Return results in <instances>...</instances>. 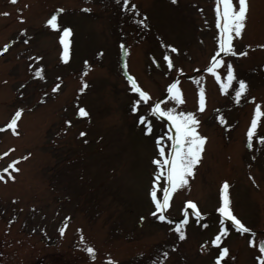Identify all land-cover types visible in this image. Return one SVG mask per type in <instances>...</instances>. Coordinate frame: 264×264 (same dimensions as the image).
Masks as SVG:
<instances>
[{
  "label": "rangeland",
  "instance_id": "rangeland-1",
  "mask_svg": "<svg viewBox=\"0 0 264 264\" xmlns=\"http://www.w3.org/2000/svg\"><path fill=\"white\" fill-rule=\"evenodd\" d=\"M248 5L245 27L232 34L235 52L246 54L226 55L215 0H128L127 7L123 0H0V49L15 42L0 56V169L12 161L19 169L0 181V264H264V0ZM53 14L55 29L46 23ZM213 56L219 63L208 72ZM240 80L247 87L237 101ZM174 82L183 103L167 91ZM157 102L193 113L195 131L207 138L188 183L159 212L150 196L153 160L161 159L158 137L165 157L171 150L165 134L174 128L150 111ZM257 105L262 115L249 147ZM81 107L87 115H78ZM18 110L13 131L6 126ZM225 181L233 215L251 232L217 211ZM165 185L162 176L158 199Z\"/></svg>",
  "mask_w": 264,
  "mask_h": 264
},
{
  "label": "snow or ice",
  "instance_id": "snow-or-ice-1",
  "mask_svg": "<svg viewBox=\"0 0 264 264\" xmlns=\"http://www.w3.org/2000/svg\"><path fill=\"white\" fill-rule=\"evenodd\" d=\"M13 3L16 0H12ZM125 7L128 5V0H123ZM238 5V6H237ZM132 8H135V5H132ZM248 0H236V5H234L233 0H215V15H216V26L219 29L218 35V45L222 52L227 54H234V55H245L246 53H236L232 43V34L234 33L237 37L240 36L241 30L245 27V21L247 19L248 13ZM85 11H90V9H84ZM60 11H63L61 9ZM7 13H5L6 15ZM23 19V17H21ZM48 25H51L52 28H57V16L53 14L50 19L46 21ZM143 24V21H140ZM146 26V25H145ZM71 30L67 27L63 29V35H61L60 40L61 43L64 45V55L63 58L67 59L68 53V43L65 40V37L70 35ZM171 47V46H168ZM264 47V45H262ZM176 51V49H173ZM164 60L168 62L169 68L172 67V63L169 60L167 55L164 56ZM219 61L217 60L216 56L212 57V65L209 66L206 71L214 72V68L217 66ZM37 75H40L37 72ZM227 78L231 81L234 78V70L231 63L227 64ZM216 79L219 81V75H216ZM129 80L132 84V88L135 92L139 94L141 100L147 102L149 100V94L143 90L136 84L135 80L129 77ZM228 86L227 83L223 84L221 90L224 91L225 88ZM246 82L244 80L239 81V87L235 90V98L237 101L241 97V94L246 91ZM83 91V89H81ZM169 94H171L172 99L183 103L181 98L182 93L178 87L177 82L170 84L167 88ZM141 100L135 101L132 110L136 111V105L141 103ZM200 110H203L205 97L204 93L201 90L200 92ZM22 110H18L13 119L11 120L10 124L6 127H11L13 131H15L16 121L17 118L21 115ZM150 111L153 115L157 116H166L169 121L172 122V126L174 128V134L169 135L166 133L165 135L171 141V150L168 152L167 156L165 157V150L161 144L162 137L157 138V147L159 149V156L161 159H154L153 163L157 166V172L154 173L155 180L153 181V187L150 192V196L152 202L155 205L156 211L159 212L161 209H166L169 207V200L171 196V192L177 189L178 187L182 186L183 184H187L188 181L186 179L187 176L191 175L193 172V168L196 164L200 162L201 153L203 152V146L206 142V137L200 135L199 132L195 131L196 127L198 126V121L191 112H176L174 108L168 107L165 111L161 108L159 102L155 103ZM78 115H87V112L84 108H80L78 110ZM262 115L260 106L257 105L254 110V115L251 120V125L247 132L249 147H251V142L253 139L254 130L258 127V118ZM140 122H146L144 116L139 117ZM70 123V122H69ZM3 129H0L2 131ZM146 132L151 130V124L146 123ZM84 135V133H81ZM261 143H264V136L258 137ZM16 161H12L8 167L0 169V181H5L4 173H8V178L15 179L9 172V168H12L14 171H19V169L15 168ZM166 177V185L163 189V196L162 199L157 198V189L156 183L161 179V177ZM229 185L227 181L224 182L221 190V205L217 209V211L221 214L222 218L230 219L235 227L242 233L244 232H251V229L245 227L243 223L235 215L230 207V199L227 194V189ZM187 205H190L192 209L196 208V205L192 201L186 202ZM197 216L201 214L199 212L196 213ZM155 215V213H152ZM143 219V217H141ZM161 221L165 220L166 217L161 214L159 216ZM64 227H61L60 232L63 234ZM176 231L179 233L180 238H184V232L180 230V227L177 226ZM221 232L226 234V229L223 227V219L221 220ZM220 240V236L218 235L213 241L212 244H216L217 241ZM260 251L264 252V240L260 242ZM85 251L94 259L95 258V249L91 246H86ZM227 253V249H223L220 252V257H223ZM260 259L264 260V257ZM111 264H116L115 261H112ZM217 264H219V258L217 260Z\"/></svg>",
  "mask_w": 264,
  "mask_h": 264
}]
</instances>
